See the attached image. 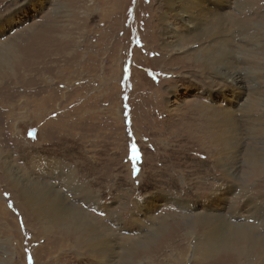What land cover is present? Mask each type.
Listing matches in <instances>:
<instances>
[{"label":"rangeland","instance_id":"1","mask_svg":"<svg viewBox=\"0 0 264 264\" xmlns=\"http://www.w3.org/2000/svg\"><path fill=\"white\" fill-rule=\"evenodd\" d=\"M228 2L221 27L248 50L238 54L246 86L241 99L221 84L203 87L207 80L196 83L168 59L161 46V0H0V46H14L18 55L0 80V264H99L74 249L60 227L40 226L9 183L6 164L23 184L39 180L57 207L74 203L112 226L110 264H197L199 232L183 240L162 225L198 212L242 222L233 217L250 215L249 200L256 193L264 200V166L240 193L236 178L222 177L215 167L210 136L193 118L209 105L240 119L231 134L238 175L248 149L264 147V126L255 137L234 112L252 91L247 55L264 72V0ZM34 60L46 73L27 77ZM177 238L189 240L184 251L166 244ZM222 250L204 260L232 264Z\"/></svg>","mask_w":264,"mask_h":264},{"label":"bare ground","instance_id":"2","mask_svg":"<svg viewBox=\"0 0 264 264\" xmlns=\"http://www.w3.org/2000/svg\"><path fill=\"white\" fill-rule=\"evenodd\" d=\"M203 1L161 0L160 7L165 9L159 15V23L162 25L161 46L166 49L168 59L179 63V70L187 69L186 71L190 72L187 74L192 76L196 83L207 80L208 84L202 85L203 87L221 84L224 88H233L232 92L236 93L235 97L241 99L245 95L246 86L240 75L238 54L248 50L237 45L235 36L221 27L226 15L220 12L227 8L229 0H205V4ZM210 4L216 5L219 12L209 8ZM80 5L82 9L87 7L84 2ZM251 39L255 45L257 39L252 34ZM13 49H15L14 46L11 47L7 44L0 46V80L3 77L1 72L8 70L12 60L18 58ZM178 54L182 56H178ZM247 57L250 59L247 77L253 82V86L250 87L252 91L245 98L246 104L234 112H239V118L241 116L246 118L245 121L249 125L248 131L251 135L260 137V126H264V120H260L264 115L262 109L264 89L261 90L264 72L260 75L261 71H258L260 67L253 61L255 56L247 55ZM37 62L29 65L31 68L27 69V72L30 71L26 75L27 77H30L35 71L36 73H46V66L37 64ZM62 72L61 68L58 69V73L62 74ZM11 73H14V70ZM2 83L0 82L1 86ZM192 110L194 112V108ZM258 111L257 117L253 118L252 115ZM11 112L10 109L8 117ZM193 118L198 120L200 128L205 129L206 136H210L208 141L213 144L211 157H213L215 167L220 169L222 177L236 178V182L241 185L239 187H242L240 193L244 192L246 187L253 183V179H258L262 174L264 147L248 149L246 168L244 171L242 170L243 173L238 175L236 174V157L233 153L234 135L231 136V134L239 129L240 119H237L227 108L209 105H206L203 110L199 109L197 116ZM253 144H259V142ZM4 168L9 183L18 188L21 199L40 226L45 228L60 227L59 231H62L65 238H68L67 242L72 244L74 249L86 252L93 261L99 264L111 263L114 250V242L111 238L116 236L112 226L104 224V220L102 222L101 218L85 212L74 203L65 201L62 206L57 207L55 195L43 191L39 180L29 179L30 181L27 184L25 182L24 185L18 178L13 177L9 165H4ZM222 184L224 185V182H221L219 186ZM52 186L51 191L55 189L54 185ZM258 198L259 193H256L253 200H249L248 214L250 215L233 217L236 221L242 219V222L230 221L220 212L211 215L198 212L186 217L174 216L171 218L170 226L165 224L161 228L169 227L168 235L174 234L182 237L183 240L190 236L194 232L193 230L198 231L200 243L196 245L195 251L200 260L197 264H215V261L204 260L215 248H222L224 258H230L232 264H264V200L261 201ZM241 205L243 209L244 202ZM250 218H256L257 221L249 220ZM120 221V217H115L116 224H120ZM133 223L139 227L142 226V222L139 220H135ZM149 232L152 235L155 230ZM167 234L164 233L163 237L168 236ZM176 240L178 243H173L171 239V242L169 240L166 244L179 252L184 251L189 240L184 243L179 238ZM124 262L125 264L129 263Z\"/></svg>","mask_w":264,"mask_h":264},{"label":"snow or ice","instance_id":"3","mask_svg":"<svg viewBox=\"0 0 264 264\" xmlns=\"http://www.w3.org/2000/svg\"><path fill=\"white\" fill-rule=\"evenodd\" d=\"M29 135L31 136L32 133H29ZM132 152H133V159L138 158V157L136 156V149H135V146H133V148H132Z\"/></svg>","mask_w":264,"mask_h":264},{"label":"water","instance_id":"4","mask_svg":"<svg viewBox=\"0 0 264 264\" xmlns=\"http://www.w3.org/2000/svg\"><path fill=\"white\" fill-rule=\"evenodd\" d=\"M29 133H32V137L35 135V130L30 131Z\"/></svg>","mask_w":264,"mask_h":264}]
</instances>
